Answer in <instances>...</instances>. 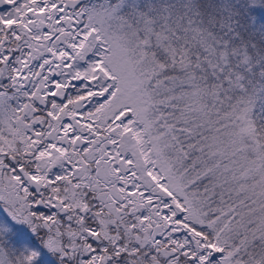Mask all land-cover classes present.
Masks as SVG:
<instances>
[{"label": "snow or ice", "instance_id": "snow-or-ice-1", "mask_svg": "<svg viewBox=\"0 0 264 264\" xmlns=\"http://www.w3.org/2000/svg\"><path fill=\"white\" fill-rule=\"evenodd\" d=\"M0 202L59 264H264V0H0Z\"/></svg>", "mask_w": 264, "mask_h": 264}, {"label": "rangeland", "instance_id": "rangeland-1", "mask_svg": "<svg viewBox=\"0 0 264 264\" xmlns=\"http://www.w3.org/2000/svg\"><path fill=\"white\" fill-rule=\"evenodd\" d=\"M0 213L7 216V212L4 211L3 202H0ZM0 243H2L6 248L13 249L17 254L24 252L25 250L39 252L40 257L37 264H56L41 244H37L34 239H30L28 237L26 231H19L15 228V226L10 227L2 236H0Z\"/></svg>", "mask_w": 264, "mask_h": 264}, {"label": "flooded vegetation", "instance_id": "flooded-vegetation-1", "mask_svg": "<svg viewBox=\"0 0 264 264\" xmlns=\"http://www.w3.org/2000/svg\"><path fill=\"white\" fill-rule=\"evenodd\" d=\"M15 228L19 231H26L27 234H28V237L30 239H34V241L37 243V244H41L43 247H44V244L42 242L43 240V233H40V234H35L31 231V229L29 227H27L26 225H16ZM45 251L48 253V255L52 258L53 262H56V264H59V260H58V257L56 255H54L53 253L49 252L47 248H45Z\"/></svg>", "mask_w": 264, "mask_h": 264}]
</instances>
